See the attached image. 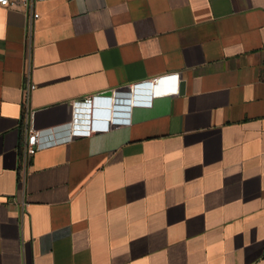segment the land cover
I'll list each match as a JSON object with an SVG mask.
<instances>
[{"label": "crops", "instance_id": "0c3cea01", "mask_svg": "<svg viewBox=\"0 0 264 264\" xmlns=\"http://www.w3.org/2000/svg\"><path fill=\"white\" fill-rule=\"evenodd\" d=\"M36 9L30 32L25 8L0 6V264H264V0ZM176 73L179 94L39 150L21 179L28 85L47 128Z\"/></svg>", "mask_w": 264, "mask_h": 264}, {"label": "built area", "instance_id": "2783aa9c", "mask_svg": "<svg viewBox=\"0 0 264 264\" xmlns=\"http://www.w3.org/2000/svg\"><path fill=\"white\" fill-rule=\"evenodd\" d=\"M47 1L50 0H0V6L25 8L30 14L28 28L30 32H32L34 30L35 20L40 17V14L36 9V5L40 2ZM170 76H173L175 80L174 86L166 87V89H163V91H157V89L154 90L153 87H156L159 82L164 81L165 83L169 79V76L168 78H155L154 80L147 83L149 85L147 88V94L140 93L139 96L135 99L134 93L138 90L139 85H136L134 90H132L131 92L114 91L112 96H103L100 94L88 96L81 101H77L75 103L77 107L76 109H79L80 107H87L89 115L87 120L81 126L77 125L74 127L72 125V122L47 128L35 127L33 124L34 112L30 108L31 92L35 88V85H28L24 90L23 98L24 119L27 123L28 128L27 137L25 138L22 145L19 162L21 179L24 181L26 180L33 157L39 150L57 145L62 142L71 141L77 137H88L101 130H108L114 123H129L133 106L138 104L151 105L154 96L169 93L179 94L180 74L176 73ZM101 98H110V106L98 105L97 100ZM97 108L107 111V114L104 116H100L98 119L94 118L93 120H91L90 114L92 110L96 111Z\"/></svg>", "mask_w": 264, "mask_h": 264}, {"label": "bare ground", "instance_id": "6f19581e", "mask_svg": "<svg viewBox=\"0 0 264 264\" xmlns=\"http://www.w3.org/2000/svg\"><path fill=\"white\" fill-rule=\"evenodd\" d=\"M139 88V87H138ZM146 88H148V87H146V86H144L143 88H139L137 91H135V93H134V99L135 98H137L138 96H139V94H138V91L139 90H148V89H146ZM134 99H133V101H134ZM77 110H81L82 111V113L81 114H79V113H76L75 115H74V119H73V121H72V125H73V127L74 126H77V125H79V126H81L86 120H87V118H88V109H87V107H84V108H82V107H80L79 109H77ZM101 109H99V108H97L96 109V111H94V110H92V112H91V114H90V116H91V120H93L94 118H96V119H98L101 115L98 113L99 111H100ZM101 113V112H100ZM80 116V117H79ZM78 117H79V119H78Z\"/></svg>", "mask_w": 264, "mask_h": 264}, {"label": "water", "instance_id": "95a60500", "mask_svg": "<svg viewBox=\"0 0 264 264\" xmlns=\"http://www.w3.org/2000/svg\"><path fill=\"white\" fill-rule=\"evenodd\" d=\"M162 84H163V82H159V83L157 84L156 87H153L154 90L160 88V86H161ZM145 86L148 87L149 85L146 84ZM113 92H114V91L110 90V91H106V92L101 93V95H103V96H110V95L113 94ZM97 104H98V105H102V106H110V104H111V99H110V98H101V99H98V100H97ZM100 112H101V113H100ZM98 113H99L101 116H104V115L107 114V111H105V110H100Z\"/></svg>", "mask_w": 264, "mask_h": 264}, {"label": "flooded vegetation", "instance_id": "af4514ba", "mask_svg": "<svg viewBox=\"0 0 264 264\" xmlns=\"http://www.w3.org/2000/svg\"><path fill=\"white\" fill-rule=\"evenodd\" d=\"M113 95V94H112ZM112 95H110V96H112Z\"/></svg>", "mask_w": 264, "mask_h": 264}]
</instances>
